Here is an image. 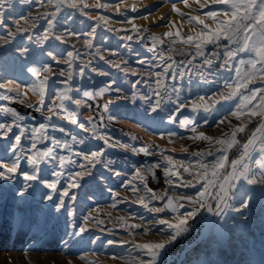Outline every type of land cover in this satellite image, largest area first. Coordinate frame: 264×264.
Returning a JSON list of instances; mask_svg holds the SVG:
<instances>
[{
  "label": "snow or ice",
  "instance_id": "1",
  "mask_svg": "<svg viewBox=\"0 0 264 264\" xmlns=\"http://www.w3.org/2000/svg\"><path fill=\"white\" fill-rule=\"evenodd\" d=\"M18 2L35 4L46 10L12 20L13 31L8 28L7 20ZM164 3H171V9L167 15L159 17V21H153V25L169 30L156 35L150 28L138 25L136 20L147 21L159 7L164 6L163 3L146 5L141 12L137 3L129 5L127 0H93L92 3L88 0H0V29H8L0 35V99L19 103L42 115L48 113L43 115L41 122L30 126L24 123L25 116L16 108L0 105V117H3L0 120V141H8L7 144L0 143V181L15 182L22 178V191L18 190L21 196L28 193L35 182L51 190V194H47L49 201L59 192L56 207L75 218V210L67 207L66 198L71 202L77 200L73 190L81 188L86 177L93 176L96 165L102 164L116 176L122 174L111 168L114 161L104 160L108 149L162 157L151 164L134 167L133 179L121 185L137 194V199L131 202L152 214L151 220L131 213L117 220L130 236L150 234L156 225L165 226L159 230L161 233L170 231L165 240L134 243L132 247L142 251L143 255L125 264H162L161 257L167 247L189 231L190 221L201 213L211 214L215 217L211 224L220 226L230 212H242L257 202L264 206V0H191V3L190 0H164ZM193 3L196 8L192 7ZM178 4L189 11H183ZM122 6L125 7L123 12ZM93 9H114L115 15L122 18L116 22L130 27L114 29L111 16L97 15V23L87 32L78 34L70 28L62 33L56 31L62 21L66 23L77 15L92 19ZM173 14L181 17V26L171 19ZM41 21L46 22V27L37 32L35 30L41 26ZM184 21L194 25L191 31L182 33ZM101 22L122 42L150 40L147 50L153 55L137 58L133 66L128 59L122 58L123 54L118 50L94 45ZM17 37L29 43L21 44ZM81 37H84V46L89 50L87 53H82L74 43L69 44L70 40L79 41ZM50 40L67 47L63 53L54 54L45 49ZM178 43L183 45L181 49L175 47ZM122 46L126 50L132 48L131 43H123ZM106 51L108 56L104 54ZM241 54L248 58H242ZM84 55L90 59L85 61L82 59ZM101 62L121 73L122 80L112 79L110 71L99 67ZM17 73L32 82L20 81ZM88 73L109 79L89 88L73 84L76 77L84 79ZM9 74L13 78L9 79ZM88 79L92 80V77L88 76ZM123 82L130 84L128 91L131 95L121 86ZM194 85L215 86L216 90L189 98L185 89L191 91ZM30 93L36 97L35 102ZM222 101L235 103L218 120L216 127L227 122L231 131L214 138L199 130L197 117L203 115V123L207 124V117L218 111L217 106ZM138 102L146 105L144 113L140 114L141 119L150 120L153 127L167 123L190 134L185 137L173 131L159 139H166L168 144L184 139L215 140L216 147L214 150L189 152L188 147L181 145L186 154L183 158L173 155L175 148L166 149L155 143L129 149L128 144L109 136L105 130L112 123H120L116 113L126 109L128 104L137 105ZM186 111L189 115L184 114ZM165 112L167 115L162 116L161 113ZM54 118L75 126L84 135L72 134L66 128L58 127L53 122ZM233 120L238 123L233 124ZM252 124L256 126L250 129ZM56 131L63 135H53ZM121 131L133 141L141 139L134 133ZM241 135L246 137V142L241 143L237 138ZM89 139L102 142L103 147L85 151ZM24 140H27V145L22 143ZM236 146H239L238 154L230 159L229 153ZM73 168L75 170H71ZM46 170H50L55 179L45 180L42 174ZM157 170L162 172L164 189L149 187V177L159 180ZM65 177L67 183L58 187ZM107 191L112 200L111 208L116 209L118 202H128L119 191L113 192L110 188ZM141 191L144 195H139ZM181 191L183 194H177ZM100 211L99 207L92 206L79 224L75 220L66 222L65 228L71 227L72 231L66 230L64 236L82 239L89 231L90 223L98 227L103 225L105 221L99 215ZM93 212L97 215L94 216ZM165 212L174 215L166 219L160 215ZM135 219H140L141 223L130 222ZM28 226L37 230L43 227L39 221ZM106 230L114 231L101 228V231ZM62 241L65 245L69 242L63 238ZM106 243L114 245L126 241L110 239ZM35 247L33 244L32 248ZM29 250L32 249L25 248L24 252L31 264V258L27 257ZM112 259L120 257L113 256ZM68 264L73 262L68 261Z\"/></svg>",
  "mask_w": 264,
  "mask_h": 264
},
{
  "label": "rangeland",
  "instance_id": "2",
  "mask_svg": "<svg viewBox=\"0 0 264 264\" xmlns=\"http://www.w3.org/2000/svg\"><path fill=\"white\" fill-rule=\"evenodd\" d=\"M88 2L92 3L93 0H88ZM127 2L129 5L137 3L141 12L144 11L146 5L159 6L163 3L164 6L159 7V10L156 11L153 16H150L147 21L136 20V23L145 28H150L151 32L156 35H161L169 30L166 27L154 26L153 21H159V17L167 15L171 9V3H164V0H127ZM178 7H181L185 12L189 11V9L184 8L182 4H178ZM192 7L196 8L197 5L193 3ZM45 10L46 9L40 8L35 4L18 2L15 4V10L8 17V28L13 31L15 30L11 23L12 20L20 19L22 16H26L29 13L35 15L37 11L44 12ZM67 11L70 12L72 10L68 9ZM121 11H125L124 6L121 7ZM92 12V19L77 15L69 19L66 23L62 21L57 26L56 31L62 33L70 28L78 34L80 32H87L90 26L97 23V15L111 16V27L114 29L130 27V25L116 22L122 18L115 15L114 9H108L107 11L93 9ZM192 14L196 13L193 12ZM129 15L135 16L137 13H129ZM171 19L176 21L178 26H181V17L179 15L173 14ZM40 24L41 26L35 31L41 32L43 28L46 27V22L41 21ZM193 27V24L184 21L182 23V33L191 31ZM7 30L8 29H0V35H4ZM83 40L84 37H81L79 41L73 39L71 40L72 42L69 41V44L74 43L75 47L82 53H87L89 50L85 48ZM17 42L24 45L29 43L26 39H21L20 37H17ZM93 43L96 46H100L102 49L118 50L123 54L122 58L128 59L129 63L133 64V66H135L137 58H147L153 55V53L147 50L148 46L151 44L150 40H145L142 43L122 42L114 32H108L107 27H105L102 22L101 27L97 28ZM123 43H131V50H126L122 46ZM66 47V45H62L55 40H50L45 45V49L53 51L54 54L63 53ZM175 47L181 49L183 45L178 43ZM36 51L40 50L36 49ZM104 54L108 56L107 51ZM242 58L247 59L248 56L244 54ZM82 59L87 61L90 57L84 55ZM77 63L79 64V62ZM93 63H95V61H93ZM99 67L110 71L112 73V79H117L118 81L122 80V74L116 69L109 68L107 65L103 64V62L99 64ZM58 71L59 69H57V73ZM0 75H2V71H0ZM88 76H91L92 80H89ZM8 78H13L12 74H9ZM17 78L26 84L32 82L31 79L19 76L18 73ZM53 79H55V77ZM107 79H109V77H101L94 73H88L84 79L76 77L73 84L76 87L89 88L93 84H99ZM131 79H135V77H131ZM121 86L128 95H131V92L128 91L130 89L129 83L123 82ZM53 87L58 88L60 85H53ZM215 90V86L194 85L191 91L185 89V95L191 98L195 94L207 95ZM31 98L33 102H35L36 97L31 96ZM102 102L103 101H101V103ZM234 103L235 101H222L221 104L217 106L218 111L207 117V124L203 123V115L197 117V120L200 122L199 130L204 131L207 135L214 138H220L223 133H230L231 127L227 122L220 127H216V123L221 117L228 113ZM6 104L20 111L25 116L24 123L30 126L41 122L43 115H48V113L45 112L43 115L41 113L37 114L38 116L36 117L33 116V109L26 108L19 103H13L10 100L0 99V105ZM145 108L146 105L143 102H138L137 105L128 104L126 109H121L116 113V117L120 123L110 124L106 129L107 131H105L109 136L131 147H140L142 144L155 143L166 149L175 148V153H173V155L179 158H183L186 155L183 153L181 145L188 147L189 152L199 149L214 150L216 147L215 140L192 141L184 139L178 141L176 144H168L166 139H159V137L173 131L180 132L185 137L190 134L184 129L178 128L176 125L167 123H158L153 127L152 122L145 119L143 123L146 122L145 128H148L147 131L132 130V127L126 123V120H128V118L133 121L142 120L140 114L144 113ZM88 114L91 115L90 112ZM184 114L189 115L187 111ZM149 115L154 114L149 113ZM161 115L166 116L167 113H161ZM0 120H3V117H0ZM53 122L57 126H64L61 124L62 119L57 120L54 118ZM236 123L238 122L233 120V124ZM65 126H68V123H65ZM251 126L255 127L256 125H249V128ZM64 128L72 134L75 133L74 129H69L68 127ZM121 129L125 132L134 133L141 137V139L133 141L129 136H125ZM14 131L16 130L14 129ZM80 133L81 134L77 135H84L81 131ZM52 134L57 137L63 135L59 131ZM121 136L126 137L127 140L122 141ZM237 138L241 140V143L246 142V137L243 135ZM89 141L93 143H89ZM0 143L7 144L8 141L2 140ZM22 143L27 145L28 142L24 140ZM40 146L43 147L45 145ZM75 147L79 148L82 146ZM102 147L103 145L99 143V141L89 139L85 151ZM238 151L239 146L234 147L229 153L230 159L235 158ZM128 152L129 153H125L121 150L108 149L104 156L105 161H114L111 168L114 171L121 172L122 174L120 176L114 175L108 168L104 167L102 164H98L93 171V176L86 177L81 184V188L73 190L77 196V200L71 202L66 198L67 207L75 210V218L70 216L64 209H58L56 207L59 192L53 195L52 201H49L47 199V194H51V190L35 182L34 187L30 189L28 193H24L23 196H21L19 195V191H22V178L17 179L15 182L8 183L0 181V264H8V261H11V264H29L25 256V248L32 249L27 252V257L31 258V264H68V261H72L73 264H125V262H130L134 258L143 255L142 251L132 247L134 243L165 240L167 238V232L170 230L161 233L159 230L165 227L163 225H156L153 227L150 234L130 236L124 232L120 222L117 220L118 217L128 216L130 213L136 216H142L145 220H151L152 214L148 213L139 204L131 202L137 199V194L130 190H125L121 185L133 179L134 167L141 166L145 163L151 164L155 160L162 159V157L158 155L140 158V156H135L131 151ZM71 170L75 169L73 168ZM42 175L45 180L55 179V177L51 175L50 170L44 171ZM156 175L159 180L149 177V187L153 189H164L166 185L163 182L162 172L157 170ZM66 183V177L62 178L58 187ZM136 183L139 182L136 181ZM109 188L112 189L113 192L119 191L120 196L126 198L128 202H118L116 209L111 208L110 205L112 200L107 191ZM177 194L183 193L181 191ZM139 195H144V192H139ZM92 206H97L101 209L99 215L104 219L105 223L99 227L90 223L89 231L83 235L82 239L79 236L74 238L65 237L64 233L66 230L69 232L72 231L71 227L65 228L66 222L75 220V222L79 224L84 216L92 210ZM108 213H111V215H108ZM93 215L95 216L97 213L93 212ZM160 215L167 219L171 218L174 214L165 212ZM210 219L211 214L201 213L195 220L190 221L191 227L189 231L178 237L162 254V264H264V206L257 202L251 205L250 209H245L242 212H230L225 222H221L220 226L211 225L209 228L208 224ZM36 221H39L43 225L40 230L28 226ZM130 222L141 223V220L135 219ZM101 228L114 229V231H101ZM62 238L69 240L67 245L63 243ZM110 239L117 242L126 241V243L108 245L106 242ZM33 244L36 246L34 249L32 248ZM185 252H187L186 256H184ZM113 256L120 257V259H112ZM80 257H84V259Z\"/></svg>",
  "mask_w": 264,
  "mask_h": 264
},
{
  "label": "bare ground",
  "instance_id": "3",
  "mask_svg": "<svg viewBox=\"0 0 264 264\" xmlns=\"http://www.w3.org/2000/svg\"><path fill=\"white\" fill-rule=\"evenodd\" d=\"M71 41V40H70ZM72 42V41H71ZM54 78V77H53ZM6 106H10L9 104H6ZM11 107V106H10ZM37 114H39V113H37L34 109H33V116H38ZM145 119H142V120H140V121H133L132 119H130V118H128V120H126V123H128L131 127H132V130H142V131H144L145 132V123L146 122H144L143 123V121H144ZM63 121L64 120H62V125H64L63 127H68L69 129H74V132L76 133V134H81L80 133V130H78V129H76L75 128V126H73V125H71L70 124V126H69V123H68V126H65V123L67 124V122L66 121H64V123H63ZM60 124V125H61ZM58 127H60V126H58ZM62 127V126H61ZM144 128V129H143ZM148 129V128H147ZM107 131V130H106ZM223 131V130H222ZM75 133H73V134H75ZM218 133V132H217ZM223 133V132H222ZM121 140L122 141H126L127 139H126V137H124V136H121ZM27 141V140H26ZM89 143H93L92 141H89ZM99 143H101L102 144V142H100L99 141ZM196 144V143H195ZM129 149H131V146H129ZM114 150H116V149H114ZM130 151V150H129ZM125 153H129V152H125ZM135 156H140V158H146V156L145 155H143L142 154V156H141V154H134ZM148 157V156H147ZM43 166V165H42ZM22 167H24V165L22 164ZM43 167H45V166H43ZM8 183V182H7ZM14 184V183H13ZM215 219V217H212L211 216V219H210V221H209V224H208V226H209V228L211 227V221L212 220H214ZM186 254H187V252H185V254H184V256H186Z\"/></svg>",
  "mask_w": 264,
  "mask_h": 264
},
{
  "label": "trees",
  "instance_id": "4",
  "mask_svg": "<svg viewBox=\"0 0 264 264\" xmlns=\"http://www.w3.org/2000/svg\"><path fill=\"white\" fill-rule=\"evenodd\" d=\"M251 128H254V126H251L250 129H251Z\"/></svg>",
  "mask_w": 264,
  "mask_h": 264
},
{
  "label": "built area",
  "instance_id": "5",
  "mask_svg": "<svg viewBox=\"0 0 264 264\" xmlns=\"http://www.w3.org/2000/svg\"><path fill=\"white\" fill-rule=\"evenodd\" d=\"M244 54H241V56H243Z\"/></svg>",
  "mask_w": 264,
  "mask_h": 264
}]
</instances>
